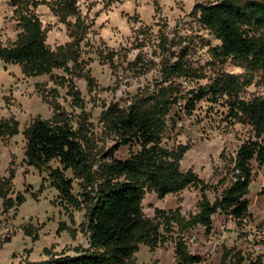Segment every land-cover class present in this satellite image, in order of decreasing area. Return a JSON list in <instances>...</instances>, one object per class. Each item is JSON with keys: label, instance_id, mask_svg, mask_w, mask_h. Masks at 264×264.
<instances>
[{"label": "trees", "instance_id": "1", "mask_svg": "<svg viewBox=\"0 0 264 264\" xmlns=\"http://www.w3.org/2000/svg\"><path fill=\"white\" fill-rule=\"evenodd\" d=\"M7 1L16 20L17 34L11 42L3 43L0 39V62L19 66L25 77L49 76L57 85L69 88L72 101L80 108V95L73 84L68 86L64 77L53 74V71L61 70L71 78L85 79L88 88L92 87L89 72L76 71L78 47L86 29L79 17L77 0ZM44 4L65 24L70 38L65 45L55 49L46 44L45 31L36 12ZM190 16L202 31L218 42L217 46L208 48L212 58L211 74L204 75L191 66L186 59L188 47L180 49L172 60L167 37L159 32L160 80L149 92L134 96L126 107L111 104L99 114L104 133L114 140L110 148L95 151L84 113L72 119L55 102V97L49 101L53 115L49 119L35 117L22 131L26 165L38 172L47 171L50 186L66 208L83 206L86 209L82 232L87 247L73 248L72 255L43 249L47 259L21 264H134L139 245L153 251L165 242L159 229L161 224L163 227L167 224L169 233L172 232L170 225L174 223L179 233L199 226L208 234L214 215L229 217L237 226L249 218L246 195L255 174L254 164L264 168V95L244 99L242 91L248 84L247 74L264 73V0L196 3ZM137 34L144 38L149 31L139 27ZM105 59L110 68L114 67L112 53ZM227 60L237 62L245 74L234 75L221 69ZM142 66L144 61L140 54L127 64L132 70ZM200 79H206V83L187 91L182 87V81ZM44 100L47 99L44 97ZM203 100L222 105L227 121L246 125L252 132V136L236 150L225 175L212 186L191 171L180 170V161L189 150L188 145L176 148L163 145L171 109L182 102L185 113L191 114ZM17 133V121H0V138ZM124 147L128 157L116 158L115 154ZM52 162L57 166L52 168ZM68 171L71 178L65 176ZM13 179L11 169L0 179V199L4 206H8L6 198L13 193ZM73 180L79 181L78 196L72 193ZM187 187L198 188L200 192L197 212L188 220L181 219L177 211L167 213L166 217L164 212L156 210L158 222L144 217L142 200L147 193L164 198ZM210 190L214 193L212 200L206 193ZM58 229L62 230L61 227ZM174 243L173 264L203 262L200 255L187 251L179 235ZM232 258L233 264L243 263L237 252ZM249 264H260V259Z\"/></svg>", "mask_w": 264, "mask_h": 264}, {"label": "rangeland", "instance_id": "2", "mask_svg": "<svg viewBox=\"0 0 264 264\" xmlns=\"http://www.w3.org/2000/svg\"><path fill=\"white\" fill-rule=\"evenodd\" d=\"M213 1L77 0L79 17L86 29L78 47L76 71L89 72L92 87L88 88L85 79L71 78L61 70L53 71V74L64 77L66 85L73 84L80 95V108L72 101L69 88L57 85L49 76L25 77L19 66L0 62V121L13 119L18 123L17 134L0 138V179L8 175L9 169L14 172L13 193L6 198L8 206L0 199V264L45 260L43 249L72 255L73 248L87 247L82 232L86 209L83 206L66 208L50 186L47 171L38 172L26 165L22 131L35 117L49 119L53 115L49 101L55 97V102L72 119L84 113L95 151L110 148L114 140L104 133L99 114L111 104L126 107L134 96L149 92L160 80L159 32L167 37L172 60L180 49L188 47L186 59L191 66L204 75L211 74L212 58L208 48L217 46L218 42L196 25L190 13L196 3ZM36 12L45 31L46 44L51 49L70 41L65 24L49 6L41 5ZM139 27L148 29L149 34L144 38L137 34ZM16 34V20L8 1L0 0V39L3 43L11 42ZM109 53L113 57L112 68L105 59ZM138 54L144 66L132 70L127 64ZM221 69L234 75L245 74L233 60H227ZM246 79L248 84L242 91L244 99L264 95V73L247 74ZM205 83L206 79L182 81V87L187 91ZM182 104L174 106L168 114L163 145L167 148L188 145L189 150L180 161V170L191 171L205 184L216 185L228 170L238 147L252 136V132L246 125L227 121L226 110L220 104L203 100L191 114L185 113ZM115 156L119 159L128 157L127 148H120ZM50 166L54 168L57 163L52 162ZM254 173L246 195L250 216L241 226L223 215L212 217V229L208 234L199 226L179 233L174 223L170 225L172 232L169 233L167 224L164 227L161 224L159 229L165 242L153 251L139 245L133 263L173 264L174 242L179 235L190 254L203 258L200 264H233L232 255L236 252L243 258L242 264L258 258L260 264H264V168L254 164ZM65 176L72 177L69 171ZM78 183V180L72 183L75 196L80 194ZM206 193L212 200L213 191ZM199 198V189L195 187H187L164 198L147 193L142 200V211L145 218L154 222H158L156 210L164 212L166 217L167 213L177 211L181 219L188 220L197 212ZM256 235L263 238L259 240L260 253L252 249Z\"/></svg>", "mask_w": 264, "mask_h": 264}, {"label": "built area", "instance_id": "3", "mask_svg": "<svg viewBox=\"0 0 264 264\" xmlns=\"http://www.w3.org/2000/svg\"><path fill=\"white\" fill-rule=\"evenodd\" d=\"M257 240H254L253 241V247H252V249H253V251L254 252H256V253H260V252H262V246H261V244H260V238L261 239H263L262 238V236L261 235H259L258 237H257V235H256V237H255Z\"/></svg>", "mask_w": 264, "mask_h": 264}]
</instances>
